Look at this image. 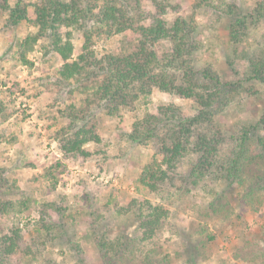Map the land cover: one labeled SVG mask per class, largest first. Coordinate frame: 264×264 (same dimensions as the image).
I'll list each match as a JSON object with an SVG mask.
<instances>
[{"label":"rangeland","instance_id":"rangeland-1","mask_svg":"<svg viewBox=\"0 0 264 264\" xmlns=\"http://www.w3.org/2000/svg\"><path fill=\"white\" fill-rule=\"evenodd\" d=\"M144 1L145 8L151 11ZM259 1L262 0H171L179 4L182 16L195 22L194 35L201 43L196 55L198 66L211 64L226 80L242 76L248 57L264 51V21L261 19L256 26L249 24L239 44L231 42L229 24L258 8ZM24 2L29 19L12 24L6 13L0 16V106L4 108L0 114V192L5 193L2 197L24 201L27 206L22 213L17 212L16 205L0 214V229L19 227L20 245L30 250L13 254L11 264H45L47 260L73 264L81 257L85 264H103L97 239L136 237L133 213L120 208H125L132 198L146 197L169 210L163 230L155 231V261L168 254L169 262L163 264H264V189L259 195L262 203L255 201L252 207L241 201L242 189L236 183L216 182L215 189L225 195L231 206L229 215L209 211L202 216L211 195L207 188L187 183V164L170 173L160 190L152 194H146L142 187L139 190L135 183L155 151L150 143L128 139L132 123L157 105L171 101L184 114L191 115L196 108L192 100L153 90L149 103H136L118 116L110 117L97 109V131L105 142L99 147L103 154L93 142L85 144L95 152L87 158L62 154L52 136L68 119L59 117L57 109L70 102L79 104L81 95L73 83L56 85L62 59L53 50L45 52L41 40L25 53L31 64L22 61L17 43L36 30L32 23L34 0ZM227 2L234 3L232 15L220 11ZM168 17L170 20L174 13ZM73 43L75 56L81 43L75 36ZM130 44L120 37L97 40L98 48L106 47L115 53L126 51ZM168 46L169 42L160 40L155 48L162 51ZM242 86L232 101L216 113L217 125L226 134L238 131V125L256 124L264 111V84L248 81ZM259 134L256 130L253 137ZM206 182L210 188L213 182ZM200 224L206 225L215 238L198 250L196 246L203 238L198 232ZM141 247L135 251L138 258H143L153 245L143 241ZM191 254L195 256L192 261ZM131 258L134 259L127 257L126 262L130 263Z\"/></svg>","mask_w":264,"mask_h":264},{"label":"trees","instance_id":"trees-1","mask_svg":"<svg viewBox=\"0 0 264 264\" xmlns=\"http://www.w3.org/2000/svg\"><path fill=\"white\" fill-rule=\"evenodd\" d=\"M144 0H34L32 23L36 30L17 43L22 61L25 53L41 40L45 52L53 50L62 59L58 69L56 85L71 86L81 95L79 104L70 102L57 113L68 122L59 126L53 134L58 148L65 157L87 158L95 152L85 148L93 142L103 154L104 139L97 131L95 111L102 109L110 117L132 108L136 103L147 104L153 90L166 95L192 100L195 112L184 114L173 101L159 104L153 111L132 123L127 137L131 142L152 144L153 155L142 166L135 183L152 194L159 189L179 166L187 164V183L197 188H207L211 195L204 214L228 216L231 206L214 183H236L241 187V201L254 207L260 201L264 189V111L254 125H238L234 133H224L215 120L216 113L232 101L242 90V83L258 81L264 84V51L248 57L247 67L236 80H226L212 67L197 65V52L201 43L195 37L193 19L180 13L179 4L171 0H146L152 8L148 11ZM258 8L247 15L237 16L229 24L232 43L243 42L249 24L256 26L264 21V0ZM234 3H224L220 11L233 14ZM7 15L10 23L16 24L28 18L24 0H0V16ZM174 17L168 20V14ZM65 31H62V30ZM81 43L74 56L73 38ZM120 37L131 43L126 51L115 53L106 47L98 48L97 40ZM160 40L169 46L158 51L155 45ZM231 65V63H229ZM237 72V71H235ZM71 92L73 90H70ZM4 108L0 106V114ZM261 134L253 137L254 131ZM160 156V159L157 158ZM105 157V156H104ZM3 170L0 168V178ZM49 173V170L46 171ZM211 181L208 187L206 181ZM56 181L52 183L55 189ZM0 192V214H5L17 205L22 213L27 207L24 201L6 199ZM147 196V195H146ZM159 198H163L159 196ZM262 201L259 202L261 204ZM121 211H131L137 226L136 237L120 235L108 240L97 239V249L103 264H163L167 255L155 261V231L163 230L168 208L149 198H132ZM42 214V213H41ZM40 217H42L40 215ZM42 219V218H41ZM203 238L196 246L198 250L215 238L200 224L198 230ZM21 229L15 225L0 229V264H11V256L18 251H29L20 245ZM143 241L153 247L145 251L143 258L135 254L141 250ZM140 247V248H139ZM26 250V251H25ZM133 256L130 263L127 257ZM194 254L190 258H194ZM138 259V260H137ZM135 261V262H134ZM192 261V259H191ZM45 264H57L47 260ZM73 264H85L79 258Z\"/></svg>","mask_w":264,"mask_h":264}]
</instances>
